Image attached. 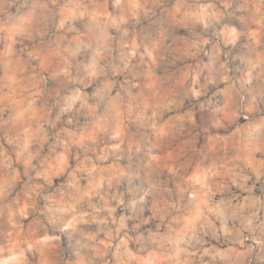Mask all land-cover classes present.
<instances>
[{
    "label": "rangeland",
    "instance_id": "374dc122",
    "mask_svg": "<svg viewBox=\"0 0 264 264\" xmlns=\"http://www.w3.org/2000/svg\"><path fill=\"white\" fill-rule=\"evenodd\" d=\"M174 241L264 264V0H0V264Z\"/></svg>",
    "mask_w": 264,
    "mask_h": 264
},
{
    "label": "crops",
    "instance_id": "0c3cea01",
    "mask_svg": "<svg viewBox=\"0 0 264 264\" xmlns=\"http://www.w3.org/2000/svg\"><path fill=\"white\" fill-rule=\"evenodd\" d=\"M187 252L188 251L186 250V248L182 243L179 242L177 243L176 241H174L172 243V247L170 251L166 255L168 258L166 264H187V258H190ZM196 264H197V260H196Z\"/></svg>",
    "mask_w": 264,
    "mask_h": 264
}]
</instances>
